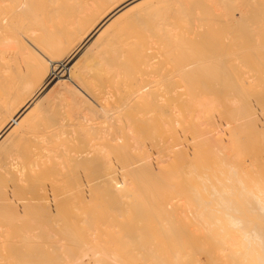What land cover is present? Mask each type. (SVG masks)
I'll use <instances>...</instances> for the list:
<instances>
[{
    "label": "bare ground",
    "instance_id": "6f19581e",
    "mask_svg": "<svg viewBox=\"0 0 264 264\" xmlns=\"http://www.w3.org/2000/svg\"><path fill=\"white\" fill-rule=\"evenodd\" d=\"M257 1L0 0V264H256L231 223L264 237ZM91 70L125 86L74 138L39 109L63 86L88 113Z\"/></svg>",
    "mask_w": 264,
    "mask_h": 264
},
{
    "label": "rangeland",
    "instance_id": "374dc122",
    "mask_svg": "<svg viewBox=\"0 0 264 264\" xmlns=\"http://www.w3.org/2000/svg\"><path fill=\"white\" fill-rule=\"evenodd\" d=\"M188 2L189 0H182V2ZM202 1H205V4H208V3H206V2H208V0L206 1V0H202ZM210 2V6H212L213 5V7L214 8H211L210 10L211 11H213L212 13L213 14H215V12L217 13L218 11L217 10H221L222 12H218V13H220V15L223 13V10H224V12L226 11L225 9H227L226 7H228V10H229V8L231 9L232 7H233V9H235V10H237V11H234L233 10V13H234V15H235V18H236V20H240V16H238V10H239V12H240V10L243 12V11H245V10H243V9H245V7L246 6H244L245 5V3L246 2H244V3H242V0L241 1H238V2H240L241 4H244L242 7H241V5H240V3H237V1L236 0H223V1H219V0H214L213 2L215 3H213V2H211L212 0H209ZM231 2V3H229V2ZM244 1V0H243ZM250 1H252V0H250ZM257 1V0H256ZM259 1H261V3H263L264 2V0H259ZM263 1V2H262ZM191 2V1H190ZM194 2H196V4H197V6H198V3L200 2V1H194ZM193 2V3H194ZM226 2V6L223 4V3H225ZM253 2H255V1H253ZM258 2V1H257ZM203 3V2H202ZM201 3V4H202ZM239 5L238 7L236 6L237 4ZM256 3V2H255ZM258 3H260V2H258ZM259 4L260 6L262 5H264V3L263 4ZM195 4V5H196ZM204 4V5H205ZM227 4H230L231 6H227ZM235 4V5H234ZM203 5V4H202ZM215 5V6H214ZM220 5H222V7L220 6ZM197 6H195V8L197 7ZM225 6V7H224ZM261 6V7H262ZM219 7H221L220 9H218ZM239 7H241V8H239ZM208 8V7H207ZM206 7H204L203 8V6H202V9H203V11H202V13L203 12H208L209 10H207L206 11V9H207ZM222 8H223V10H222ZM197 9V8H196ZM205 9V10H204ZM209 9V8H208ZM195 10V9H194ZM199 10H200V8H199ZM232 10V9H231ZM195 12H197V10L195 11ZM199 12V11H198ZM201 13V12H200ZM201 13V14H202ZM205 13H204V15H205ZM209 13H210V11H209ZM217 13V14H218ZM198 15H200L199 13H197ZM216 15V14H215ZM201 16V15H200ZM38 39V38H37ZM40 40V39H39ZM38 40V41H39ZM80 43H78L77 44V46L79 45ZM76 47V46H75ZM155 47H157V46H155ZM155 47H153V48H155ZM152 48V49H153ZM160 50V48L158 47V48H155V49H153V50H148V53L150 54V55H152V56H150L151 57V59H149V63H151L152 64V66L154 65V66H156V65H158V62L160 61L161 62V59H160V57H159V54H158V52H160L159 50ZM97 50L99 51V48H97ZM96 50V48H93V50H90V52L92 51V52H94V53H90V54H86L84 57H81L80 59V63L81 64H87V65H89V62L90 63H92V65L94 66V68L93 69H97L96 67V65L97 64H95L94 62H96L95 61V52L97 51ZM94 54V55H93ZM160 54H161V52H160ZM75 55H77V54H75ZM88 55H90L91 57H89L88 58ZM93 56V57H92ZM160 56H162V55H160ZM77 57H75V59H76ZM85 58V59H84ZM88 58V59H87ZM162 59H163V56L161 57ZM75 59H73V60H75ZM66 61V59H63V60H61V63H62V65L60 66V64H56L55 66H56V72H57V74L56 75H58V77H59V81H64V80H66L67 78H68V68L70 67V66H66L67 64H68V61L67 62H65ZM69 61H71V60H69ZM84 62V63H83ZM160 62H159V64H160ZM64 63V64H63ZM90 66V65H89ZM66 68V69H65ZM100 67H98V69H99ZM97 69V70H98ZM96 70H91V72L92 73H90L89 74V81H90V83H92V85H94V87H95V92H94V95H95V99H94V97H92V99H90V100H92V101H90L89 99V101H90V104H92V103H94L93 104V108L87 113L86 111L87 110H84L85 112H83L81 109H80V106H76V105H70L69 104V102H67V100H69V98H68V96L65 94V89L63 88V86H59L58 88H60V89H58L57 87H55V88H52V90L51 91H49V92H47V93H45V95H44V99H43V101L41 102V107H40V111L41 110H45L46 112H47V114H48V116L49 117H51V118H53L54 116H59L60 115V117H58V118H60L59 120H64L65 121V123L66 124H71L70 126H72L73 127V131H74V133L72 134L73 135V137L75 138V136H82V134H79V133H82V129H83V124L85 123H87L88 125H92V124H95V125H98L100 122H104V120L107 118V117H110V115H111V113H110V110L111 109H114V107H116V106H118L119 105V103H118V100H120L119 99V97H120V95L119 94H121V92H122V90L124 89L123 88V86H125L124 85V83L122 84V82H120L119 81V79H114V80H112L113 82L112 83H108V81L106 80V77L104 76V74H106V73H102V75H101V73H97V74H100V76H98L96 73H94L93 74V72H95ZM99 72H101V69H99ZM98 76V77H101V78H99V80L101 81L100 83H98L99 82V80H97L98 79V77H96L95 78V76ZM91 76V77H90ZM102 76H104V77H102ZM91 79V80H90ZM97 80V81H96ZM95 81V82H94ZM105 81L108 83V84H106L105 83ZM246 81V80H245ZM249 81V80H248ZM125 82V81H124ZM103 83H105L104 85H103ZM100 85V86H99ZM103 85V86H102ZM114 85V86H113ZM245 85L247 86V87H249L250 88V85L247 83V81H246V83H245ZM98 86V87H97ZM113 86V87H112ZM97 87V88H96ZM60 92V93H59ZM57 93L59 94V95H57ZM61 95V96H60ZM61 99V100H60ZM67 99V100H66ZM57 100H58V102H57ZM93 100H96L97 102H96V104H95V102L93 101ZM61 103H63V105H61L60 106V102ZM99 102V103H98ZM97 106V105H99V106H102L105 110L104 111H101L100 109H98L97 107L95 108V106ZM98 106V107H99ZM56 111V113H55V111ZM81 110V113H78V111H80ZM95 110V111H94ZM77 113H78V115H77ZM51 114V115H50ZM81 116H83V117H81ZM84 117L85 118H87L89 121L88 122H86L87 120H84L83 121V119H84ZM62 118V119H61ZM83 118V119H82ZM80 120V122L81 123H79L78 121ZM71 121V122H70ZM92 121V122H91ZM107 120H105V122H106ZM69 122V123H68ZM62 123H64L63 121H62ZM80 124V125H79ZM84 124V125H85ZM101 124V123H100ZM99 124V125H100ZM81 127H82V129H81ZM81 130V131H80ZM76 133H78L79 135H77ZM85 134V133H84ZM83 134V135H84ZM173 161H169L168 162V166H165L164 168H173L174 166H173ZM43 171V170H42ZM42 171H38L39 172V174H38V172H37V177H38V179L40 178V177H42V175H41V172ZM40 175V176H39ZM263 177H264V174L262 175Z\"/></svg>",
    "mask_w": 264,
    "mask_h": 264
},
{
    "label": "clouds",
    "instance_id": "9594fccd",
    "mask_svg": "<svg viewBox=\"0 0 264 264\" xmlns=\"http://www.w3.org/2000/svg\"><path fill=\"white\" fill-rule=\"evenodd\" d=\"M231 227L239 234L241 251L255 256L256 264H258L260 250L264 249V237H261L259 233L244 229L239 221H232Z\"/></svg>",
    "mask_w": 264,
    "mask_h": 264
}]
</instances>
